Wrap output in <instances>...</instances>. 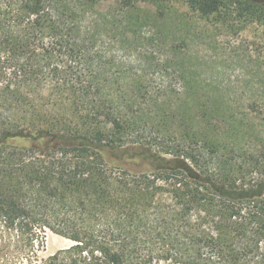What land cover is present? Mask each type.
Returning a JSON list of instances; mask_svg holds the SVG:
<instances>
[{
	"label": "trees",
	"instance_id": "1",
	"mask_svg": "<svg viewBox=\"0 0 264 264\" xmlns=\"http://www.w3.org/2000/svg\"><path fill=\"white\" fill-rule=\"evenodd\" d=\"M103 1L0 0V264H264V142L239 154L225 98L150 89L140 21L174 0ZM182 1L264 27V0ZM47 229L73 244L41 257Z\"/></svg>",
	"mask_w": 264,
	"mask_h": 264
},
{
	"label": "rangeland",
	"instance_id": "2",
	"mask_svg": "<svg viewBox=\"0 0 264 264\" xmlns=\"http://www.w3.org/2000/svg\"><path fill=\"white\" fill-rule=\"evenodd\" d=\"M114 2L104 0L101 10L107 12ZM154 8L151 4L144 5V15L150 17ZM158 21H140L139 45L145 46L148 60L165 62L160 69L167 70L156 71L154 63L148 66L144 75L150 89L154 92L167 91L174 102L178 101L181 93L183 96L189 93L188 87L203 95L225 98L229 102V112L250 124L247 130L231 134L232 138L237 137L236 140L248 143L246 148L250 151L247 152L245 148L247 153L240 151L239 154L248 156L251 151L263 146L264 27L256 24L242 28L237 20L232 21V25L218 19L208 21L189 11L182 0H174L167 18ZM161 33L163 35L159 38ZM172 43L187 45L186 53L178 57L179 65L186 69L187 79L182 77L181 70L175 64L170 63L172 55L167 45ZM160 44L165 47L160 49ZM131 57L136 59L143 56L135 50ZM153 57L154 60H151ZM148 133L152 134L151 128ZM15 142L25 143L20 140ZM42 234L44 247L40 255L43 258L73 244L72 240L50 229ZM161 264L181 263L164 261Z\"/></svg>",
	"mask_w": 264,
	"mask_h": 264
}]
</instances>
